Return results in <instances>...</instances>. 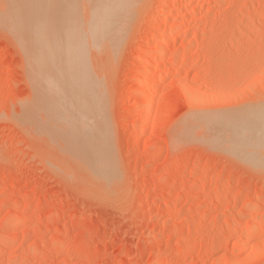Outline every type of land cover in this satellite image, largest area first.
<instances>
[{
  "label": "rangeland",
  "instance_id": "rangeland-1",
  "mask_svg": "<svg viewBox=\"0 0 264 264\" xmlns=\"http://www.w3.org/2000/svg\"><path fill=\"white\" fill-rule=\"evenodd\" d=\"M21 2L0 0V264H264V167L207 121L264 108V0H111L118 41L80 27L93 100L73 95L51 54L65 35L45 48Z\"/></svg>",
  "mask_w": 264,
  "mask_h": 264
},
{
  "label": "bare ground",
  "instance_id": "bare-ground-1",
  "mask_svg": "<svg viewBox=\"0 0 264 264\" xmlns=\"http://www.w3.org/2000/svg\"><path fill=\"white\" fill-rule=\"evenodd\" d=\"M111 0H93V3L91 4V0H22V2H21V4H22V6L27 10V11H29V12H31L33 15H34V18H35V20L37 21V23L35 24V26H36V28L38 29V31H39V35H40V39H41V42L42 43H44L45 42V40L47 39V38H50V39H52L53 41L56 39V38H59V35L57 36V34H58V32H60L62 35H65V39H63V41H62V43H61V41H60V44L58 45V46H56V48L54 49V51H53V53H51V54H53V56H56L57 55V58H55V60L56 61H61L62 62V69H63V72L62 71H60V72H62V75L64 76V77H66V80L67 81H69V84L72 86V88L74 87L75 88V91H74V93L73 92H70V93H73V95H76V96H78L77 94H80L82 97H84V95L86 96V94H88L87 96H88V99H92V96L91 95H93V94H89V92L90 91H87V82H86V77H85V67L86 68H88L87 66H86V63H85V67H84V64H83V60L80 58V56H79V39H81L82 38V36H81V32H80V27L83 25V24H85L90 30V33L92 34V36H94V38H95V36H96V38L98 39V40H100L101 41V39H106L105 38V36L106 37H108L110 34L112 35V33H114L115 32V30H114V26H115V24H114V28H113V30H114V32H113V30H111V27H112V24H113V22H114V16L116 15V14H114L115 13V7L114 6H112L111 5V2H110ZM122 1H124V0H118V2H116V3H118L117 4V6H119L120 4H122ZM134 1V0H133ZM143 1V0H142ZM172 1V3H177L178 1H180V0H171ZM187 1V0H186ZM17 2V1H16ZM137 2V1H136ZM140 3V2H139ZM129 4V3H128ZM169 4V3H168ZM2 5V4H1ZM5 5H7V4H5ZM83 5H86L85 7L83 6ZM131 5V4H130ZM83 6V7H82ZM129 5H127L126 6V8L128 7ZM135 6H136V3H135ZM135 6H133V8L135 7ZM80 7L82 8V9H80ZM84 8H85V10H86V13H85V15L83 14V10H84ZM128 10H129V8H127ZM135 9H137V8H135ZM163 9L164 10H166L165 12L166 13H161L162 15H161V17L159 16V18L161 19L160 21L162 22V21H167V19L168 18H170V17H168V14H167V10L169 9V5H166L165 7H163ZM162 9V10H163ZM130 10H131V8H130ZM170 10V9H169ZM168 10V11H169ZM18 11V10H17ZM82 13H81V12ZM132 11V10H131ZM5 12V11H4ZM79 12H80V14L83 16H81V17H79ZM123 11H121V13H122ZM124 12H125V9H124ZM120 13V14H121ZM129 12L127 11V14H128ZM170 13V12H169ZM172 14V13H171ZM170 14V15H171ZM178 14V13H177ZM123 16H125V14H123ZM122 17V16H121ZM129 17V16H128ZM119 18H117L116 20H118ZM131 19V18H130ZM31 20V19H30ZM122 20H124V19H122ZM129 20V19H128ZM158 20V19H157ZM159 21V22H160ZM120 23H121V19H120V21H119ZM123 22V21H122ZM126 22V21H125ZM125 22H123V23H125ZM130 22V21H129ZM24 23V22H23ZM21 24V23H20ZM127 24H128V21H127ZM126 24V25H127ZM4 25V24H3ZM117 25V24H116ZM125 25V26H126ZM161 25V24H160ZM21 26V25H20ZM31 26H33V25H31ZM120 26V25H119ZM125 26H124V28H125ZM129 26V25H128ZM19 27V26H18ZM23 27V26H22ZM155 27V26H154ZM25 28V27H24ZM124 28H123V30H124ZM11 29V28H10ZM16 29H17V27H16ZM116 30H117V28H115ZM118 29H119V27H118ZM157 29V28H156ZM14 30V29H13ZM12 30V33L14 32ZM25 30H27L26 28H25ZM32 30V29H31ZM120 31L122 30V28H120L119 29ZM118 30V31H119ZM10 31V30H9ZM17 31V30H16ZM16 31H15V34L14 35H12V36H15V35H17V33L20 31V33L22 32L21 31V29L19 30V31H17V33H16ZM119 31V33H116L115 32V36H114V40H116V41H118V39H120L121 37H122V35L120 34L121 32ZM23 32H26V31H23ZM125 32H126V30H125ZM27 33H29V31H27ZM30 33H31V31H30ZM34 33H36V32H34ZM168 33V32H167ZM173 33V32H172ZM188 32H186L185 34H187ZM97 34V35H96ZM117 34H120V36L118 35V37H117ZM158 34V33H157ZM162 34V33H161ZM38 35V34H37ZM85 35V34H84ZM88 35V34H87ZM183 35V34H182ZM33 36H34V34H33ZM32 36V37H33ZM160 36H162L161 38H162V41L159 43V46H158V49L155 51V52H152L155 56H159V57H162V56H164V55H166L167 54V52H168V46H167V42L169 41L170 42V40L173 38V36L172 35H166V34H164V35H160ZM21 37H22V35H21ZM29 38L31 37V36H28ZM35 37H37V36H35ZM115 37L117 38V39H115ZM158 37V36H157ZM15 38V37H14ZM23 38V37H22ZM92 38V37H91ZM109 38V37H108ZM107 38V39H108ZM174 38H176V37H174ZM17 39H18V36H17ZM25 40H26V42L28 43V38H24ZM24 39L22 40L21 38H19V41H21L20 43H22L23 41H24ZM31 39V38H30ZM96 39V40H97ZM103 39V40H104ZM186 39V38H185ZM79 40V41H78ZM109 40V42H110V39H108ZM173 40V39H172ZM18 41V42H19ZM35 41H36V39H35ZM92 41V40H91ZM90 40H89V42H91ZM33 42V41H32ZM31 41H29V43H32ZM39 42H40V40H39ZM39 42H38V45L36 46L34 43L35 42H33V47L35 46L36 48H39L40 50L42 49L41 47H38L39 46ZM50 42H51V40H50ZM108 41H107V43L104 41V43H101V45H103V44H108L109 43ZM114 43V47H115V41H111L109 44H111V43ZM56 43H57V39H56ZM59 43V42H58ZM98 43V42H97ZM82 44H83V41H82ZM105 44V46H110L109 44L108 45H106ZM24 45V44H23ZM29 46V44H25L24 46ZM48 43H47V45H46V42L44 43V47L45 48H48ZM92 45H93V43H92ZM54 46H55V43H54ZM112 46V45H111ZM110 46V50H113V52H115V48H117V46H118V44L116 45V47L115 48H112ZM32 47V46H31ZM30 48V49H32V50H30V49H28V50H30L31 52L35 49L36 50V48ZM49 47H50V45H49ZM86 47V46H85ZM88 47V46H87ZM90 47H92L91 45H90ZM93 47L94 48H96L94 45H93ZM139 47H141V46H139ZM24 48V47H23ZM28 48V47H27ZM45 48H44V50H45ZM146 47H144L143 48V46H142V48H141V52H143L142 50H144ZM188 48V50H189V47H187ZM187 48H186V50H187ZM99 49H100V47H99ZM105 49H106V47H105ZM108 49V48H107ZM27 49H26V53L28 54V57H29V53L28 52H30V51H28ZM33 51V53H36V51ZM48 50H50V49H48ZM48 50H46V52L48 53ZM83 50H85V49H83ZM90 50V49H89ZM94 50H97V52L98 51H100V53H101V51L102 50H98V49H94ZM104 50V49H103ZM28 51V52H27ZM39 51V50H38ZM37 51V52H38ZM91 51V50H90ZM90 51H88V53H87V57H89L88 56V54H89V52ZM146 51V50H145ZM30 52V53H31ZM40 52V51H39ZM49 52H52L51 50L49 51ZM60 52V53H59ZM85 52H86V50H85ZM104 52H110V51H108V50H104ZM112 52V51H111ZM112 52V53H113ZM33 53L32 54H30L31 56L33 55ZM41 53H44L42 50H41ZM40 53V54H41ZM46 53V54H47ZM100 53H98V55H100ZM151 53V52H150ZM39 54V55H40ZM171 54H173V53H170V55ZM35 55V54H34ZM48 55H50V53L48 54ZM47 55V56H48ZM97 55V56H98ZM114 55V53L112 54V56ZM169 55V56H170ZM36 56H38V54H36ZM52 56V57H53ZM59 56V57H58ZM83 56H85V55H83ZM111 56V57H112ZM33 57H34V59H33ZM33 57H31V59H33V61H35L36 62V60H35V56H33ZM45 57V53L43 54V58ZM49 57H51V55L49 56ZM104 57H105V55H104ZM157 57H155V58H157ZM41 58H42V54H41ZM172 58H175V55H174V57H172ZM36 59H37V62L39 61V67H37V63H32V64H34V66L35 67H37L36 69L38 70L39 69V71H41V69H40V67H41V65L44 63V62H41V60H40V58H39V60H38V57H36ZM85 59V58H84ZM88 59V58H87ZM86 59V60H87ZM90 59V58H89ZM106 59V58H105ZM110 59V58H109ZM108 59V60H109ZM44 60H47V57L44 59ZM174 60V59H173ZM31 61V60H30ZM43 61V60H42ZM52 61H54V58H53V60ZM110 61V60H109ZM32 62V61H31ZM85 62V61H84ZM89 63H90V65H91V62H90V60L88 61ZM42 63V64H41ZM88 63V64H89ZM108 63V62H107ZM106 63V64H107ZM167 63V62H166ZM46 64H47V62H46ZM48 64H49V62H48ZM47 64V65H48ZM138 64V63H137ZM161 64V63H160ZM50 65V64H49ZM48 65V66H49ZM56 65V64H55ZM54 65V66H55ZM151 65V64H150ZM46 66V65H45ZM48 66H47V68H48ZM51 66L53 67V65L51 64ZM60 66V65H59ZM163 66V65H162ZM91 67V66H90ZM90 67H89V69H90ZM99 67V66H98ZM145 67H147V69L146 70H151L152 69V67H148V66H144V65H141V70H142V73H143V69L145 68ZM34 68V67H33ZM47 68H45V70L47 69ZM50 68V67H49ZM92 68V67H91ZM59 69V68H58ZM88 69V70H89ZM138 69V68H137ZM36 70V71H37ZM51 70V69H50ZM54 72L53 73H55V71H56V69L54 70V69H52ZM91 70V69H90ZM140 70V69H139ZM138 70V71H139ZM154 70V69H153ZM38 71V72H39ZM44 70H42L41 71V74L42 73H44V77L40 74V73H38L37 72V75L39 74V75H41V77L39 78V80L41 79V80H45V81H50L51 82V78H52V76H49V77H51V78H49V80H46L47 79V73L45 74V72H43ZM47 71H48V69H47ZM145 71V70H144ZM161 71V70H160ZM50 72V71H49ZM49 72H48V74H49ZM141 73V72H140ZM145 73V72H144ZM154 73V72H153ZM56 74V73H55ZM163 73H160V75H158V77H156L157 79H161V77L163 76L162 75ZM50 75H52V73L50 74ZM138 75V74H137ZM46 76V77H45ZM54 77L55 76H57V75H53ZM42 77H43V79H42ZM58 77V76H57ZM136 77V76H135ZM60 78H62V77H60ZM138 78H139V82H140V76H138ZM155 78V79H156ZM55 79V78H54ZM63 79V78H62ZM91 79V78H90ZM137 79V78H136ZM138 80V79H137ZM61 81V80H60ZM55 82V81H54ZM63 82V80L61 81V83ZM57 83V82H56ZM42 84V83H41ZM55 84V83H54ZM54 84H52L51 83V85L49 84V86L48 85H46V84H44V85H46V87L47 88H51V87H53L54 86V88H55V90H54V88H53V90L54 91H56V87H55V85ZM43 85V84H42ZM60 85V84H59ZM90 85V84H89ZM94 85V84H93ZM60 86H62V84L60 85ZM64 86H66V84L64 85ZM143 85H141V82L140 83H138L135 87L136 88H138L140 91H141V89L143 88H145V87H142ZM45 87V86H44ZM95 89H97V87H95ZM138 89H137V91H138ZM142 89V90H143ZM59 90V89H58ZM60 91V90H59ZM72 91V90H71ZM93 91V90H92ZM144 91V90H143ZM56 92H58V91H56ZM94 92H96V91H94ZM99 91H97V93H98ZM146 92V91H145ZM62 92H58V96H60V94H61ZM65 93H66V91H65ZM64 93V94H65ZM144 94V93H143ZM73 95H71V97L73 96ZM57 96V97H58ZM69 96V95H68ZM55 97H56V94H55ZM93 97L95 98V94L93 95ZM63 98L65 99V97L63 96ZM97 98V97H96ZM140 98V97H139ZM139 98H137V100L139 101ZM86 99V98H85ZM85 99H83V100H85ZM101 99V98H100ZM69 99L67 98V101H68ZM93 100V99H92ZM95 100V99H94ZM136 100V99H135ZM141 100V99H140ZM66 101V102H67ZM133 101V100H132ZM56 102L58 103V100L56 99ZM65 101H64V104L66 103ZM74 102H76V100L75 101H73V105H75L74 104ZM79 102L81 103V100H79ZM69 102H67V104H68ZM93 103V102H92ZM136 103V102H135ZM137 103H139V102H137ZM59 104V103H58ZM63 103H61L60 102V104L59 105H64ZM67 104H65L64 106H67ZM69 105V104H68ZM100 105V104H99ZM63 106V107H64ZM70 106V105H69ZM77 106H78V103H77ZM96 106H98V105H96ZM63 107H61V109L63 108ZM83 106H81V108H82ZM64 108H66V107H64ZM63 108V109H64ZM68 108V107H67ZM77 108V107H76ZM81 108H79V110L81 109ZM100 108V107H99ZM98 108V109H99ZM253 108V107H252ZM258 108V107H257ZM249 109L250 111H248L247 112V110H246V112L244 111V110H242V111H244V114L241 112V114L240 113H238V114H236V115H239V116H236L235 114H234V116L235 117H232L233 115H229V116H218V117H215L214 116V118L212 117V120L213 121H211V119L210 120H207V121H209L210 123V125H212L213 126V123H218L219 124V126L220 127H218L220 130H221V132L225 129V132H227V131H230L231 129L232 130H234V133H237L238 135H235L236 137H238L236 140H238V143L235 141V138L230 134V133H228V134H230V135H228V134H224V135H228V136H224L222 133L224 132H222L221 133V135H217V133H215L216 134V136H219V137H221V141L224 139L225 140V138H227V139H229V138H231V139H229V141L231 140V142L233 141V145H232V143H231V145L230 146H234V144L236 145V150L238 151H236L235 150V148H232L231 147V150L232 149H234V151L232 150L231 151V153L233 152H235L234 154H239V151H240V149L241 150H244V148H246L247 147V149H245V150H247V151H240V156L241 155H243V158L247 155V160L246 159H244V160H246V162L248 161L249 163H250V158H255V157H258L259 159H260V162H259V159L258 158H255L254 159V163H256V161H257V163L256 164H254V165H257L258 163V165L257 166H260L261 167V165H263V167H264V108L263 109H261V107L259 106V108L258 109ZM62 109V110H63ZM68 109H70V107L68 108ZM73 109H74V107H73ZM61 110V111H62ZM64 110H67V109H64ZM77 109H75V111H76ZM96 110H97V107H96ZM70 111H72L71 109H70ZM95 111V110H94ZM98 111V110H97ZM66 113L68 112V110L67 111H65ZM76 112H78V111H76ZM80 112H81V110H80ZM227 112V111H226ZM239 112H240V110H239ZM69 113V112H68ZM72 113V112H71ZM79 113V112H78ZM87 113V112H86ZM86 113L84 112L83 113V116H84V114L86 115ZM90 113V112H89ZM94 113V112H93ZM221 113V112H220ZM73 114V113H72ZM74 114L77 116L78 114H76L75 112H74ZM80 114V113H79ZM95 114V113H94ZM211 115H213V114H211ZM74 117L75 119L77 118H79L78 116L77 117ZM90 117V116H89ZM93 118H96V117H92L91 119H93ZM98 118V117H97ZM206 118V117H205ZM76 119V120H77ZM82 119H83V117H82ZM200 119V118H199ZM84 120V119H83ZM86 120H88L87 118H86ZM93 120H95V119H93ZM74 121V120H73ZM78 121V120H77ZM85 121V120H84ZM89 121V120H88ZM96 121V120H95ZM232 122V123H235V124H232L231 123V125H233L232 127H231V125H230V122ZM90 122V121H89ZM203 122V121H202ZM201 122V123H202ZM213 122V123H212ZM251 122V123H250ZM255 122H256V124H255ZM74 123V122H73ZM72 123V124H73ZM76 123V122H75ZM74 123V124H75ZM79 123H80V121H79ZM79 123H76V128L78 129V128H81V124L83 123H81L79 126H78V124ZM91 123H92V121H91ZM204 123L206 124L207 122H205V120H204ZM212 123V124H211ZM215 123V127L214 128H217L216 126L218 125V124H216ZM226 123H228L229 125H227ZM250 123V124H249ZM254 125H253V124ZM84 124H85V122H84ZM87 124V123H86ZM93 124V123H92ZM208 124V123H207ZM206 124V125H207ZM88 125H91L90 123L88 124ZM99 125V124H98ZM82 126H84V125H82ZM97 126V125H96ZM193 126V125H192ZM198 126H200V125H198ZM230 126V128H228ZM74 127H75V125H74ZM92 127H94V125L92 126ZM206 127V126H205ZM209 127V126H208ZM222 127V128H221ZM89 128V127H88ZM91 128V127H90ZM100 128H102V127H100ZM203 128V127H202ZM210 128H211V126H210ZM87 129V128H86ZM189 129H191V128H189ZM198 129V128H197ZM229 129V130H228ZM83 130H84V128H83ZM92 130V129H91ZM94 130V129H93ZM199 130V129H198ZM207 130V129H206ZM211 130V129H210ZM209 130V131H210ZM215 130V129H214ZM80 131V133H82L81 131H82V129L81 130H79ZM90 131V130H89ZM98 131H100V129L98 130ZM212 131V130H211ZM86 132V131H85ZM203 132H205V131H201V133L203 134ZM79 133V134H80ZM90 133H91V131H90ZM83 134H85V133H82L81 135H83ZM87 135L89 134V133H86ZM92 134V133H91ZM100 134V133H99ZM220 134V133H219ZM86 135V136H87ZM90 135V134H89ZM88 135V136H89ZM204 135V134H203ZM224 136V138H223V136ZM84 136V138H86L85 137V135H83ZM82 136V137H83ZM215 136V137H216ZM240 136H242L244 139H242ZM92 137H94V136H92ZM95 138H97V135L95 136ZM94 138V139H95ZM207 138L209 139L210 137H208V135H207ZM223 138V139H222ZM234 138V139H233ZM240 138H241V140L244 142V143H242L241 142V140H240ZM89 139H90V137H89ZM92 140V143H93V138H91ZM212 139V138H211ZM214 139V138H213ZM218 140V139H217ZM91 141H90V143H91ZM95 141V140H94ZM86 142V141H85ZM97 142V141H96ZM88 143V141L86 142V143H83L84 144V146L86 147L87 145H85V144H87ZM90 143H89V145H90ZM92 143H91V145H92ZM222 143H224V142H222ZM98 144V143H97ZM96 144V145H97ZM251 147H250V146ZM228 146L229 145H227L226 147L228 148ZM253 148V149H251V150H248V148ZM90 148H92L91 146H90ZM219 148V147H218ZM240 148V149H239ZM222 150V149H221ZM226 150V149H225ZM224 152V151H223ZM230 152V151H229ZM243 152V153H242ZM244 152H246V153H244ZM249 152V153H248ZM228 153V152H227ZM248 153V154H247ZM233 154V155H234ZM237 154V155H238ZM245 154V155H244ZM230 155H232V154H230ZM249 155H250V157H249ZM236 156V155H235ZM240 156H238V159H239V157ZM253 156V157H252ZM236 158V157H235ZM257 159V160H256ZM261 159H262V161H261ZM240 160V159H239ZM244 160H241V162L242 161H244ZM252 162H253V160H251ZM245 163V162H244ZM262 163V164H261ZM251 164V163H250ZM258 170V169H257ZM264 171V170H263ZM222 193V192H221ZM13 204H15V203H13ZM12 204V206H14ZM11 206V205H10ZM255 208L256 207H251V208H249V210H248V214H255ZM252 225V224H251ZM253 229V225L252 226H250V229L249 230H247L245 233H244V236L245 237H247L246 239L248 240V239H250V238H248V237H251L252 235H253V233L255 232V231H253L252 230ZM162 260L160 259V261L159 262H157L156 264H160V263H162L161 262Z\"/></svg>",
  "mask_w": 264,
  "mask_h": 264
}]
</instances>
